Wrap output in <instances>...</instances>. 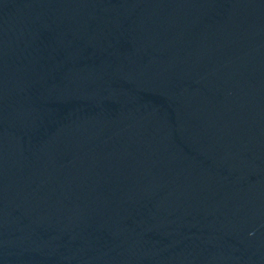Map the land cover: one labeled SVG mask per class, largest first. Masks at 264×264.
<instances>
[{"label":"water","instance_id":"obj_1","mask_svg":"<svg viewBox=\"0 0 264 264\" xmlns=\"http://www.w3.org/2000/svg\"><path fill=\"white\" fill-rule=\"evenodd\" d=\"M0 264H264V0H0Z\"/></svg>","mask_w":264,"mask_h":264}]
</instances>
